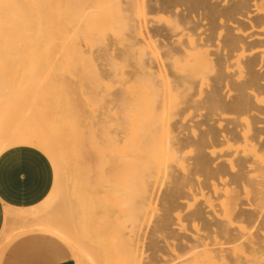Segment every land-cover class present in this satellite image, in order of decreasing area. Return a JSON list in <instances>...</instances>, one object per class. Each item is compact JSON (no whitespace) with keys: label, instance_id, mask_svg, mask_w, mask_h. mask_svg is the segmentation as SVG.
<instances>
[{"label":"bare ground","instance_id":"6f19581e","mask_svg":"<svg viewBox=\"0 0 264 264\" xmlns=\"http://www.w3.org/2000/svg\"><path fill=\"white\" fill-rule=\"evenodd\" d=\"M26 54L73 77L46 232L77 221L108 264H264V0H0V71ZM157 154L176 166L153 181Z\"/></svg>","mask_w":264,"mask_h":264},{"label":"rangeland","instance_id":"374dc122","mask_svg":"<svg viewBox=\"0 0 264 264\" xmlns=\"http://www.w3.org/2000/svg\"><path fill=\"white\" fill-rule=\"evenodd\" d=\"M255 34L260 37L259 31ZM40 61L39 58L37 61L36 58L26 54L22 58V64H19L16 70L0 71V138L5 137L11 131L33 129L49 139V151L44 152L34 147L38 152L37 168L40 179L46 187L45 197L39 205L25 213L27 221H33L35 225L46 230L49 223L45 219L49 211L58 203L61 204L62 209L64 208V197L73 182L70 178L71 168L69 167L67 142L64 135L56 130V126L61 129L67 120L69 107L66 109L63 92L66 90L65 85L72 82L73 77L68 75L65 79L58 78L59 80L55 81L48 69L49 61ZM35 62L42 64L41 71L36 72L33 69ZM139 117L140 120L150 119L152 115ZM157 118L160 117L157 116ZM171 166L175 167L176 164L157 154L151 164L152 180L158 179L160 171L166 167L168 174ZM166 181L167 176L164 177L162 173L160 190L166 188ZM58 224L64 229L66 235L54 236L66 245L76 264H108L101 247L91 237V234L82 231L77 221L72 228H64L59 220ZM242 260L245 264H251V256L248 254L247 258L243 257Z\"/></svg>","mask_w":264,"mask_h":264},{"label":"crops","instance_id":"0c3cea01","mask_svg":"<svg viewBox=\"0 0 264 264\" xmlns=\"http://www.w3.org/2000/svg\"><path fill=\"white\" fill-rule=\"evenodd\" d=\"M37 160L30 146L0 155V264H76L60 239L25 218L46 193Z\"/></svg>","mask_w":264,"mask_h":264}]
</instances>
